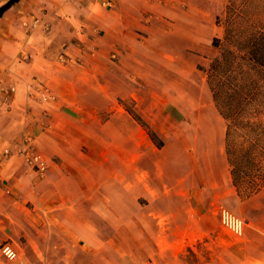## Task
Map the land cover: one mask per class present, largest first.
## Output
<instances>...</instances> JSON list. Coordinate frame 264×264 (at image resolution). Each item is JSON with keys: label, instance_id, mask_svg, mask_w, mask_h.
<instances>
[{"label": "crops", "instance_id": "0c3cea01", "mask_svg": "<svg viewBox=\"0 0 264 264\" xmlns=\"http://www.w3.org/2000/svg\"><path fill=\"white\" fill-rule=\"evenodd\" d=\"M50 2L1 53L14 92L0 108V245L18 257L0 264H182L186 246L217 231V191L237 194L207 83L216 55L203 52L222 37L214 10L201 0ZM76 38L93 52L78 58ZM169 69L204 74L211 100L195 103L197 115L160 94L176 90L163 82ZM29 147L44 173L26 162ZM246 236L264 264V229Z\"/></svg>", "mask_w": 264, "mask_h": 264}, {"label": "rangeland", "instance_id": "374dc122", "mask_svg": "<svg viewBox=\"0 0 264 264\" xmlns=\"http://www.w3.org/2000/svg\"><path fill=\"white\" fill-rule=\"evenodd\" d=\"M6 1L0 0V6ZM209 1L210 5L207 4V6L209 5L210 11L214 10L213 13L217 15V23L221 26L222 37L217 41L215 49L211 48L203 52L205 55L213 57L214 55L219 56L226 49H231L237 54L236 62L242 65L236 70L229 71L226 77L229 87L233 88L238 84L244 87L241 111L233 117L230 116L229 122L226 121V126L229 125L226 147L229 149L232 161L239 163L241 177L234 185L237 187V194H230L228 188L217 191L219 195L213 205V211L218 220L217 231L192 241L188 247L186 246L182 250L179 260L182 264H248L247 260L250 259L249 264H260L253 258L260 247L247 246L246 233L249 229L256 227L264 229V77L260 76L259 68L251 67L250 63L247 64L239 57L244 55L250 38L261 35L260 33L264 35V0ZM42 3L49 4L51 2L50 0H18L7 16H5V12L0 17V108L7 105L10 100L9 94L14 92L11 88L14 80L7 83L6 77L2 74L4 62L1 53L5 49L12 48L14 43L25 36L24 34L28 33L30 28H36L35 26L40 22L38 8ZM48 25L46 31L50 30V23ZM66 29L65 24L61 23L55 31L59 36ZM73 42H78L73 48V52L79 54L78 58L80 55H84V52L88 54L93 52L87 45H82L79 38L74 39ZM168 44L172 45V41H168ZM64 48L65 46H63ZM89 61L90 66L94 67L92 64H95L96 61ZM105 63L106 69L107 66L112 67L110 61L105 60ZM204 79L205 76L201 73L181 77L176 76L169 69L166 75H163V82L169 85L176 83L174 84L176 90L162 91L160 94L171 99L172 102L175 100L177 103H186L184 111L188 115L195 116L198 114L196 105L205 109L206 106L202 108V105L211 100L208 88L202 85ZM110 87L108 93L113 96L111 83ZM252 87L255 89V95L248 97L245 91ZM154 94L155 92L145 93L148 99L154 97ZM92 98L96 99V97ZM139 99V105L143 107L145 104L141 103L142 100ZM120 100L128 111H131L135 116L138 115L136 111L139 108L135 106L136 100L129 97ZM199 102L201 103L199 104ZM222 205L244 219L245 228L242 236L233 235L220 224L217 210ZM128 237L134 239V236L131 235H122L118 238L124 243ZM1 257L4 258L2 255Z\"/></svg>", "mask_w": 264, "mask_h": 264}, {"label": "trees", "instance_id": "16d2710c", "mask_svg": "<svg viewBox=\"0 0 264 264\" xmlns=\"http://www.w3.org/2000/svg\"><path fill=\"white\" fill-rule=\"evenodd\" d=\"M18 0H7L0 6V17L2 14L10 8ZM202 7L211 10L209 0H201ZM207 4H209L207 6ZM217 16V15H216ZM255 35L249 39L247 46L245 47L244 55L239 57L248 63L251 67L259 68L260 76L264 77V35ZM214 45L217 46V41L214 39ZM237 54L231 49H226L219 56H216L209 67L207 83L211 93L212 99L215 101V105L219 113L229 122L230 116L238 114L242 109V100L244 99V87L238 84L236 87H229L226 82V77L229 71L236 68H240L242 65L236 62ZM240 66V67H239ZM231 89V90H230ZM255 89L250 88L245 91V94L249 96L255 95ZM261 92V91H260ZM231 120V119H230ZM229 125L226 126L225 137V150L227 154L228 163L230 165V172L232 176V183L235 185L238 178L241 177V169L238 167L239 163H234L230 158V152L226 143ZM236 187V186H234ZM237 188V187H236Z\"/></svg>", "mask_w": 264, "mask_h": 264}, {"label": "built area", "instance_id": "2783aa9c", "mask_svg": "<svg viewBox=\"0 0 264 264\" xmlns=\"http://www.w3.org/2000/svg\"><path fill=\"white\" fill-rule=\"evenodd\" d=\"M106 6H109V2H105ZM23 152V151H22ZM26 162L37 168L40 173H44L47 168V164L43 160L42 156L35 152L31 147L23 152ZM217 215L220 224L231 232L235 236H242L245 228V221L230 211L228 208L221 207L217 210ZM1 255L8 261L17 260L18 253L16 248L9 242H4L0 245Z\"/></svg>", "mask_w": 264, "mask_h": 264}]
</instances>
